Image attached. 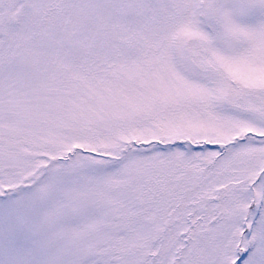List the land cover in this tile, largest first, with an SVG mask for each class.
Listing matches in <instances>:
<instances>
[{
  "label": "snow or ice",
  "instance_id": "obj_1",
  "mask_svg": "<svg viewBox=\"0 0 264 264\" xmlns=\"http://www.w3.org/2000/svg\"><path fill=\"white\" fill-rule=\"evenodd\" d=\"M0 264H264V0H0Z\"/></svg>",
  "mask_w": 264,
  "mask_h": 264
}]
</instances>
